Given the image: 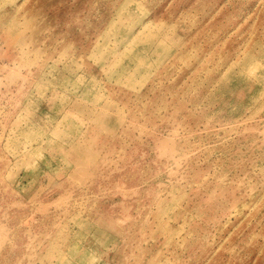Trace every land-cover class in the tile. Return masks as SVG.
Wrapping results in <instances>:
<instances>
[{
  "label": "rangeland",
  "instance_id": "rangeland-1",
  "mask_svg": "<svg viewBox=\"0 0 264 264\" xmlns=\"http://www.w3.org/2000/svg\"><path fill=\"white\" fill-rule=\"evenodd\" d=\"M0 264H264V0H0Z\"/></svg>",
  "mask_w": 264,
  "mask_h": 264
}]
</instances>
